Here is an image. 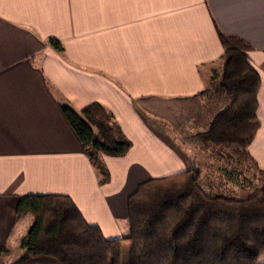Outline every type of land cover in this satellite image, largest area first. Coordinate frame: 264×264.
<instances>
[{
	"label": "crops",
	"instance_id": "crops-1",
	"mask_svg": "<svg viewBox=\"0 0 264 264\" xmlns=\"http://www.w3.org/2000/svg\"><path fill=\"white\" fill-rule=\"evenodd\" d=\"M221 34L252 47L260 77L253 163L243 157L227 184L247 191L250 177L264 180V0H0V264H60L46 255L20 260L31 224L17 216L20 195H68L87 223L119 238L138 183L193 166L203 174L219 147L203 141ZM93 102L131 142L125 155L103 157L105 184L61 110ZM159 119L192 149L171 141Z\"/></svg>",
	"mask_w": 264,
	"mask_h": 264
},
{
	"label": "trees",
	"instance_id": "trees-1",
	"mask_svg": "<svg viewBox=\"0 0 264 264\" xmlns=\"http://www.w3.org/2000/svg\"><path fill=\"white\" fill-rule=\"evenodd\" d=\"M50 43L61 49L57 40ZM221 44V65L213 73L207 110L214 112L203 143L227 147L242 141L245 148L261 126L260 77L247 42L221 34ZM61 110L99 183H107L110 174L103 157L125 155L131 142L100 103L79 110L61 104ZM247 156L252 164L247 149L241 160ZM201 179V169L193 166L138 183L127 197V234L119 238H108L99 226L87 223L68 195H20L17 216L32 217L21 240L20 260L46 255L60 264H122L127 243V264H257L264 253V180L252 193L229 198L202 188Z\"/></svg>",
	"mask_w": 264,
	"mask_h": 264
},
{
	"label": "rangeland",
	"instance_id": "rangeland-1",
	"mask_svg": "<svg viewBox=\"0 0 264 264\" xmlns=\"http://www.w3.org/2000/svg\"><path fill=\"white\" fill-rule=\"evenodd\" d=\"M221 61L219 62L218 69L220 68ZM159 124L163 126L164 130L169 132V136L171 141L173 140H178L177 133L175 132L174 128L169 125L168 123L165 122V120L159 119ZM181 145H184L185 147L190 146V141L187 142H182L181 140H178ZM177 141V142H178ZM192 149V148H191ZM247 145L245 148L242 146V141H237L234 145H227V147L219 146L217 149L214 148L211 150L213 153L211 154L209 151V154L206 155L205 158H208L206 162H203L202 167H203V174H202V179L200 182V185L207 191L212 192V193H217V194H223L229 198H241L244 197V195H247L249 193H252L256 188H258L262 182H258L257 180H252L250 177V189L246 190H238V191H233L229 190L228 188V183L231 184L232 181H234L237 177L231 174V170H236V168L240 167L236 163L241 162V157L242 154L246 153ZM252 156V154L250 153ZM212 158H209L211 157ZM204 157V156H203ZM216 160V161H215ZM251 170L252 165H251ZM234 179V180H232ZM235 182V181H234ZM28 215V218L30 222H32V217L30 214ZM27 217L23 216V219H21V222H25V219ZM20 224V223H19ZM20 226V225H19ZM15 250V248H13ZM22 251L21 247L19 249ZM19 250H15L14 254H19ZM23 253V251H22ZM128 254H129V244L124 243L123 247V256H122V264H127L128 262ZM22 255V254H21ZM21 257V256H20ZM257 264H264V259H261L257 262Z\"/></svg>",
	"mask_w": 264,
	"mask_h": 264
}]
</instances>
